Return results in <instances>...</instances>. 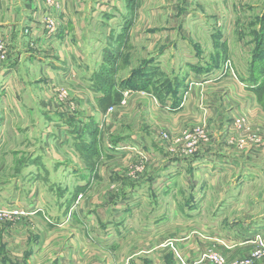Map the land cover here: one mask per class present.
Returning a JSON list of instances; mask_svg holds the SVG:
<instances>
[{
	"label": "rangeland",
	"instance_id": "374dc122",
	"mask_svg": "<svg viewBox=\"0 0 264 264\" xmlns=\"http://www.w3.org/2000/svg\"><path fill=\"white\" fill-rule=\"evenodd\" d=\"M43 1L49 5L58 2ZM179 1L184 2L182 7L174 5L179 4ZM139 11L141 17L135 24L138 31L133 36L123 40L107 38L109 43H113L114 51L122 52L118 53V59L129 61L126 69L109 67L103 72H93L91 77L104 91H111L115 80H119L118 89L122 92L130 91L128 96L123 93L122 99L114 96V99L98 102V106L108 108L104 131L112 133L116 129L113 137L118 139L137 133L145 142L140 137L137 138L149 149L159 145L165 148L166 152L161 153L166 158L170 157L173 162L186 161L187 168L184 170L172 166L173 177L178 178L182 185L177 194V204L174 205L169 196L159 197L155 202L154 183L150 175L153 168L149 170L150 160L147 159V150L141 141L134 165L125 169L120 167L124 169L119 170L120 178H87L85 175L89 169L82 167H75L79 174L74 177L66 166L52 165V161L57 160L54 155L58 154L59 148L55 144L58 138H53L57 129L48 123L49 115L63 107L66 114L73 107L70 103L73 101L69 99L70 105L64 101L59 102L60 104L49 101L51 96L42 90V97L45 100L47 98L41 105L44 112V135L38 141L42 148L38 152L43 153L42 160H38L37 166L33 164L27 167L26 160L21 161L19 152H16L17 157H12L17 158V166L0 167L1 195L9 192L17 196V203H7L0 199V240H5L2 242L7 243L8 252L16 258L23 250L28 249L26 236L29 229L27 231L25 228L31 227L33 231L40 232L44 240L42 246L39 241L38 244L33 242L29 248L32 257H38V260L30 259L29 264H47L48 257L56 251H61L66 257L77 258L72 261L78 264L84 245L77 238L66 235L70 230L66 223L68 216L64 212L83 208L81 203L84 197L89 190L93 192L95 188L97 193L93 197L96 201L91 204L92 209L93 206L113 207L121 200L124 202L119 205L123 208H136L137 205L143 210L156 205H161V209L167 205L178 207L181 214L172 215V222L176 224L170 233L172 242L183 237L199 240L200 236L219 243L218 250L210 247L204 253L205 259L211 264H218L213 258L216 255L222 256L230 264L244 259L258 248L259 236L255 238L257 246L241 258L238 256L229 259L219 249H229L227 241L229 233H233L227 231L226 227L234 218L229 209L238 199L228 194L221 197L218 192L227 189L232 178H241L244 171H253L252 178H264V0H146ZM112 25L120 29L121 23ZM105 29V26H100V22L93 26L91 34L96 36H93L91 42L94 45L100 44V40L96 38ZM172 29L174 31L171 32ZM149 30L156 32L151 31V35H148ZM136 32L139 34L136 35ZM103 38L101 42L106 43L107 39ZM56 106L61 107L58 109ZM110 129L112 130L109 131ZM195 138L198 144L192 152ZM19 140L17 137L18 142ZM63 145L66 146L67 143ZM53 149L56 152H52ZM199 151H205L211 157L212 152L215 156L222 157L216 168L212 167L211 161H206V165L199 171L201 176L197 177L215 178L218 175L220 182L216 185L207 180L202 186L192 184V178H195L192 161ZM2 152L1 156L4 155ZM124 155L122 165L126 157ZM232 156L239 159L235 169L228 164H221L229 161ZM29 158L32 159V155ZM225 158L227 160L224 161ZM65 163L74 164L69 159ZM179 178H184L186 182L183 183V179ZM14 183H18L20 189H23L14 191ZM255 186L256 182L251 188L253 191L256 190ZM9 187L11 191L7 189ZM197 187L201 191L210 190L213 194L195 199L190 192L196 191ZM134 189L137 192L130 194ZM233 189L228 188L227 193L233 192ZM129 194L128 198H123ZM38 196L43 200L46 217L53 222H60L62 227H57L49 234L40 231L39 224L46 226L40 215H33L32 220H12H16L17 224L21 223V229L14 230L8 225L4 214L14 210L26 213L25 208L35 200L33 197ZM257 199L260 200V197ZM197 210L201 212L197 214ZM63 232L65 239L49 241L56 233ZM69 241L71 242L68 243ZM2 242L1 253L5 250ZM92 247L95 248L92 253L99 256H116L115 251L109 254L104 247ZM85 252L87 253V249ZM148 255L153 258L150 259V264H157L153 253L149 252ZM251 264H264V258Z\"/></svg>",
	"mask_w": 264,
	"mask_h": 264
},
{
	"label": "crops",
	"instance_id": "0c3cea01",
	"mask_svg": "<svg viewBox=\"0 0 264 264\" xmlns=\"http://www.w3.org/2000/svg\"><path fill=\"white\" fill-rule=\"evenodd\" d=\"M143 3L145 4L146 0H58L54 5H49L43 0H0V41L5 42L9 53L6 62L0 66V104L2 105L0 108V152L3 151L2 154H4L1 156L0 153V167L17 166V158L12 157H17L16 152H19L21 161L26 160L27 167L33 164L37 166L38 160H42L43 153H38L42 150L38 141L39 138L41 140L42 134L44 135L42 132L44 112L41 105L47 100L42 97V90L52 97H49V101L56 103L64 101L73 105L66 114L63 107L49 115L48 123L57 129L53 133V138H58L55 144L59 148L58 154L54 155L57 160L52 161V165L66 166L74 177L79 174L76 168L82 167L89 169L88 174L85 175L87 178H120L119 170L123 171L136 161L137 151L128 148L120 149V147H124L128 142L133 144V140L144 141L141 135L132 133L130 136L118 139L113 137L116 129H110L112 133L103 130L108 108L98 106V102L114 99V96L123 98L124 92L118 89L119 80L112 83L110 97L103 99L102 89L91 76L93 72H103L109 67L123 69L129 64L127 59H118V53L122 52L114 51L113 43H109L107 38L123 40L133 36V33L138 31L135 29V24L140 20L139 8H142ZM178 3L174 5L182 7L184 2ZM179 12H182V9H179ZM47 17L53 18L58 26L54 36H50L51 33L46 26ZM99 22L100 26H105L106 29L102 34L104 38L102 35L96 38L100 40V44L94 45L91 40L96 35L91 33L93 26ZM116 22L121 23L120 29L112 25ZM151 31L156 32L149 30L148 35H151ZM138 34L136 32V35ZM101 38L107 39L106 43H102ZM69 99L73 102L69 103ZM60 107L56 106L58 109ZM17 137L20 138L19 142ZM144 142H142L143 146ZM161 147L158 145L151 150L145 145L147 159L151 164L149 170L153 168L150 174L154 183L153 197H156V202L159 197L169 196L176 205L177 194L181 191L182 185L179 184L178 178L173 177L172 166H178L184 170L187 164L184 160L173 162L170 157L166 158V155L161 153L166 152L165 148ZM139 149L138 146L137 150ZM53 151L56 152L54 149ZM124 154L126 157L122 165L121 159ZM29 155H32V159ZM209 155L205 151H199L192 161L195 172L193 175L195 178L191 180L192 184L198 183L202 186L205 180L210 181L212 185L220 182L218 175L215 178H197L201 176L199 173L201 167L206 165L204 164L206 161H211L212 167L216 168L220 163L218 161L222 159L220 155L215 156L213 152L212 157ZM66 159L74 164L65 163ZM238 162L239 159L232 156L229 161L221 164H228L235 169ZM253 174V171H244L241 178H232L228 188H234L233 192L227 193L228 188L218 192L221 197L228 194L238 199L229 209L234 216L226 227L227 231L233 233H229L227 241L229 249L219 248L229 259L238 256L241 258L248 254L257 246L255 241L257 236L264 239V178H252ZM179 179H183V183L186 182L184 178ZM255 182L256 190L253 191L251 188ZM17 184L14 183L15 186H12L16 192L23 189H20V185ZM7 189L11 191L10 187ZM96 189L93 192L88 191L81 203L83 208L68 209L64 212L68 216L66 223L70 230L66 235L77 238L84 245L83 255L85 256L81 255L82 258L77 260L78 264H109V262L150 264V259L153 258L149 257V252L153 253L157 264H211L205 259L204 253L210 247L218 250L219 243L216 244L200 236L199 240L183 237L172 242L171 229L176 227V224L172 222V215L181 214L178 207L173 208L167 205L161 209V205L160 207L156 205L143 210L137 205L136 208L131 206L123 208L119 205L124 202L121 200L113 207L93 206L92 209L91 204L96 201L93 197L97 193ZM195 190L193 193L190 192L195 199L213 194L210 190L201 191L198 187ZM132 192L136 193L137 190H131L130 194ZM130 194L123 198H128ZM13 195L8 192L3 196L0 192V199L7 203H17V196ZM29 196L31 197V194ZM257 197H260V200ZM33 199L35 200L31 201L29 206L26 208L23 206L26 213L4 214L8 225L14 230L21 229V223L17 224L16 220L15 222L12 220H32L33 215H40L46 226L41 223L38 228L44 233L49 234L57 227L63 226L60 222H53L46 217L47 211L43 208V200L39 196ZM152 201L154 203V200ZM200 212L197 210V214ZM0 218H2L1 214ZM203 227L202 224V231ZM27 229H29L26 236L27 248L29 249L33 242L38 244L39 241L42 246L44 239L42 240L41 233L33 231L31 227H26L25 230ZM56 234L53 238H49V241L65 239V232ZM2 243L5 245V250L2 253L0 250V264H29L32 258L38 260L37 256L32 257L31 249L23 250L16 258L8 252L7 243ZM92 246L104 247L109 254L115 251L116 256H99L92 253V250L95 251ZM109 246L114 247L109 249ZM76 259L56 251L48 257L46 263L74 264Z\"/></svg>",
	"mask_w": 264,
	"mask_h": 264
},
{
	"label": "built area",
	"instance_id": "2783aa9c",
	"mask_svg": "<svg viewBox=\"0 0 264 264\" xmlns=\"http://www.w3.org/2000/svg\"><path fill=\"white\" fill-rule=\"evenodd\" d=\"M45 23H46L47 28L49 29V32L51 33L50 36H54L58 30V26H57L56 22L54 21V19L51 17H47ZM8 55H9L8 48L5 44V42L0 41V64L8 59ZM129 94H130V91H128V90L124 91L125 96H128ZM194 143H195V148L191 149L192 152L196 150V147L198 144L197 138H195ZM191 144H193V143H191ZM139 145H140V142H138V140H133V144H132V142H128L127 145H125L124 147H120V149H127L128 148L130 150L138 152L137 147ZM12 213L13 214H24L25 212L19 211V210H14V211H12ZM213 258L215 259V261L218 264H227L225 259L222 256L216 255ZM262 258H264V239L260 238L258 241V248L253 250L249 254V256L245 257L242 260L234 261L230 264H251L252 262L259 260V259H262Z\"/></svg>",
	"mask_w": 264,
	"mask_h": 264
},
{
	"label": "trees",
	"instance_id": "16d2710c",
	"mask_svg": "<svg viewBox=\"0 0 264 264\" xmlns=\"http://www.w3.org/2000/svg\"><path fill=\"white\" fill-rule=\"evenodd\" d=\"M99 88H101V87H99ZM102 89V88H101ZM102 91H103V93H104V98L103 99H105L106 97H110V90L109 91H104L103 89H102ZM105 100H107V99H105ZM105 100H103V101H105Z\"/></svg>",
	"mask_w": 264,
	"mask_h": 264
}]
</instances>
